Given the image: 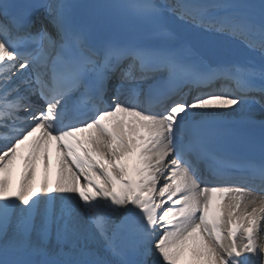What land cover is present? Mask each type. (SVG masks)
Returning <instances> with one entry per match:
<instances>
[{
  "label": "snow or ice",
  "instance_id": "6c2138e0",
  "mask_svg": "<svg viewBox=\"0 0 264 264\" xmlns=\"http://www.w3.org/2000/svg\"><path fill=\"white\" fill-rule=\"evenodd\" d=\"M257 190L264 0H0V264H264Z\"/></svg>",
  "mask_w": 264,
  "mask_h": 264
},
{
  "label": "bare ground",
  "instance_id": "6f19581e",
  "mask_svg": "<svg viewBox=\"0 0 264 264\" xmlns=\"http://www.w3.org/2000/svg\"><path fill=\"white\" fill-rule=\"evenodd\" d=\"M255 109H256V113L258 112V111H260L261 110V108H260V105H256L255 106ZM87 136V135H86ZM29 145H30V143L28 142V143H24L23 145H21V153H22V151L25 149V150H29ZM21 153H20V155H21ZM15 168V167H14ZM14 170V169H13ZM17 171H15V173H16ZM13 175V174H12ZM13 188H15V182L13 183ZM257 194H258V192H257ZM260 195V194H259ZM175 199V198H174ZM167 206V205H166ZM165 206V207H166Z\"/></svg>",
  "mask_w": 264,
  "mask_h": 264
},
{
  "label": "rangeland",
  "instance_id": "374dc122",
  "mask_svg": "<svg viewBox=\"0 0 264 264\" xmlns=\"http://www.w3.org/2000/svg\"><path fill=\"white\" fill-rule=\"evenodd\" d=\"M13 181V180H12Z\"/></svg>",
  "mask_w": 264,
  "mask_h": 264
}]
</instances>
